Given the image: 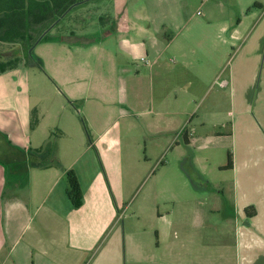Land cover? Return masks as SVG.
Returning <instances> with one entry per match:
<instances>
[{"label": "crops", "instance_id": "0c3cea01", "mask_svg": "<svg viewBox=\"0 0 264 264\" xmlns=\"http://www.w3.org/2000/svg\"><path fill=\"white\" fill-rule=\"evenodd\" d=\"M208 1L203 0L204 12H208ZM252 2L261 4L259 11H248ZM232 4L234 11L228 8L227 12H238L245 19L254 15L251 25L242 18L238 19V25H234L224 17L211 22L204 17L205 20L187 19L178 29H188V41L193 34V47L202 50H211L205 41L210 28L216 29V39L212 32L211 36L212 41H218V48L225 47L226 41H239L242 48V44L249 41L250 34V49L255 50L250 60L257 69L264 27H259L260 21L256 15L257 12L264 13V0H232ZM73 7L62 14L57 27L48 29L52 34L81 31L80 20L87 14L84 11L93 8V5L89 3L84 11L83 7L80 11ZM65 18L70 24L64 21ZM95 19L97 22L100 20L101 24L89 31L92 37L84 34L88 40H81L84 36L77 33L78 40L72 43L45 41L44 50L38 55L41 59L37 57L39 66L32 63L26 67L20 61L15 68L0 73V264H183L181 260H186L187 264H264V181L257 178L258 168H251L252 180L247 172L242 176L244 182H232L230 188L216 191L220 206L211 205L208 213L221 212V219L226 224L223 228L212 227L218 236L210 230L202 234L188 233L186 257L174 242L179 228L175 219L158 214V218H162V226L150 232H145L146 228L124 232L118 226L113 209L118 199L116 194L121 195L125 178L139 177L146 166L139 155L138 136L131 133L132 124L127 122L134 110L124 98V90L129 79L143 77L150 94L148 100H143V107L137 113L152 112L153 67L161 62L158 61L161 53L155 54L151 62L141 57L147 71L140 72L136 64L131 66L138 58L135 54L131 56L132 51L113 45L127 55L125 62H121L114 56L111 45H106L113 41L116 24L110 28L111 21L102 22L101 12H96ZM214 22L215 25L210 27V23ZM139 30L143 31V27ZM125 31L128 33V27ZM127 39L124 36L121 40L123 46L132 44L137 48L136 45L140 44L136 38ZM7 46L19 50L23 47L0 41V51L2 48L6 50ZM103 50L106 56L101 57L99 54ZM143 52L147 54L145 48ZM262 53L260 75L255 73L256 70L252 71L253 66L249 73L251 79H254V75L258 76V86L264 83V48ZM213 60L217 65L221 62L216 54ZM107 67L116 73L107 75ZM232 68H229L228 75L234 89ZM160 70L164 72L165 68ZM223 83L225 85L227 82ZM256 91L253 95L260 97V89ZM137 98L138 95L135 96ZM146 104L150 105L149 108ZM117 118L122 119L121 128L110 131ZM81 121H85L90 129V137L86 136ZM139 126L142 127V124ZM124 128L129 132L123 131ZM51 131L59 134V138L55 137L56 146L50 151H43ZM91 146H98L95 154L88 155L86 161L80 160L83 150L89 151ZM30 149L41 151L30 154ZM96 157L99 158L98 167L94 165ZM248 160L253 164V159ZM234 163L237 165L236 161ZM233 168L239 175L234 165L229 170L233 172ZM67 170H73L81 187L83 198L78 208L68 206L61 200L63 189L66 195L67 185L62 186V180ZM193 170L195 174L203 176L195 168ZM22 177L24 180L20 181ZM206 182L209 184V179ZM7 183H10L8 191ZM118 186L120 189H117ZM47 202L48 206L45 205ZM58 205L63 208L61 215L55 209ZM249 206L254 211L251 216L245 212ZM40 210L44 212L37 216L36 212ZM46 212L55 214V219H48ZM33 221L36 223L31 226ZM48 222L58 227L53 233L57 235L56 239L51 234L47 235ZM14 224H24V227L32 229L18 248L14 246L23 234L12 233ZM168 241H171L170 247L163 254L162 243Z\"/></svg>", "mask_w": 264, "mask_h": 264}, {"label": "rangeland", "instance_id": "374dc122", "mask_svg": "<svg viewBox=\"0 0 264 264\" xmlns=\"http://www.w3.org/2000/svg\"><path fill=\"white\" fill-rule=\"evenodd\" d=\"M89 3L93 5V8L89 7L84 11V7ZM254 3L252 2L249 6V12L252 9L260 10L258 6H254ZM82 7V11L89 15L85 14L80 20L82 28L77 33L84 36L81 40H88L87 35L84 34H89V31L92 32L98 27V23L101 24L100 20L97 22L95 19L96 12L98 14L101 12L102 22L111 21L110 28L116 24L117 30L113 35V41L107 42L106 45H111L113 54L119 61L125 62L127 57L120 49H128L132 51L131 56L134 54L138 56L137 61H133L131 66L134 67L136 64L135 67L143 73L147 71L144 61L151 62L155 54L161 53L158 60L161 62L156 64L160 68L153 67L155 79L152 112L137 113L143 107V100L145 98L148 100L150 94L148 87H145L144 78H132L128 83L126 82L124 98L134 110L127 122L132 124L131 133L138 136L139 155L146 162V166L139 177L124 179L125 184L120 196L114 192L118 199L113 209L118 226L124 232L142 228H146L145 232H150L160 228L163 221L162 218H158V214L167 216L171 220L175 219L179 223V228L176 230L178 234L174 242L177 246L179 245V249L183 250L186 257L189 246L188 233L202 234L210 230L215 234L212 227L223 228L226 224L221 219L223 217L221 212L208 213L211 205L219 204V195L216 194L218 189L226 190L230 188L232 182L234 184L237 181L244 182L242 176L247 172L252 180L253 169L251 168H258L257 178L264 181V83L258 86L256 85L258 76L254 75V79L249 77L252 66V71L256 70L255 73L260 75L264 39H261L259 48L261 56L256 69L255 65H251L252 60H250L252 51H255L250 49V34L249 36L247 34L249 41L242 44V48L239 41H226L225 47L218 48L220 46L218 41H212L211 36L212 32L216 39L214 31L216 29L210 28L211 31L206 32L205 41L211 50H202L193 47L195 38L193 34L188 41V29L185 31L178 29L182 23V25L186 23L187 19L193 21L197 18L204 19V17L210 22L224 17L234 25H238V19L242 18L246 20L245 22L249 21L251 25L254 15L245 19L238 12H233L232 0H209L206 6L209 8L208 12H204L203 0H88L74 10L80 11ZM228 8H232L233 11L227 12ZM198 10L199 13H197ZM256 19L260 21L259 27H264V13L257 12ZM64 21L67 22L68 19L65 18ZM67 24H70L69 21ZM214 25L215 22L210 23V27ZM71 27L74 26L71 25ZM127 27L128 33L125 31ZM140 27H143V31L139 30ZM48 31L52 34L50 30ZM77 33L59 31L55 34L65 37L68 43H72L78 40L74 37L78 35ZM89 35L92 37L91 34ZM124 36L128 38V41L132 37L136 38L140 44L136 45L137 48L132 44L123 46L121 40ZM44 42L37 39L28 49H25L28 46L27 42H23L25 46L21 51L20 61L26 67L32 64L29 60L35 57L40 58L38 55L44 50ZM67 42L64 41V43ZM143 43L145 45H142ZM113 45H117L120 49ZM143 47L147 50V54L143 52ZM5 49H1L0 58L14 56L16 48L7 46ZM214 53L221 60L218 65L213 60ZM99 56H106V52L101 51ZM141 57L144 61H141ZM162 68H165L164 72L160 70ZM229 68H232L234 73V89H232L233 81L228 75ZM111 70V67L110 70L107 67V75L116 73L115 70ZM101 73L104 72L101 71ZM157 74H160L162 81ZM223 81L227 82V85L222 84ZM160 86L163 87L162 90ZM258 88L260 97L253 95V92L257 93ZM136 95H138L137 99H135ZM115 120L118 121L113 126L110 125V131L119 130L122 126V119ZM170 121L173 123L168 126ZM136 123L137 125L134 126ZM141 124L142 127L139 126ZM81 125L86 136L90 137L91 132L86 122L81 121ZM99 130L103 129L100 127ZM123 131H126V128ZM58 135L51 131L45 144L50 143L51 147H55V137L59 138ZM96 147L98 146H91L89 151L84 149L80 160L84 161L88 155L95 154ZM52 154L56 157L54 151ZM228 154L231 155L232 165L238 169L239 175L234 168L233 172L229 170L230 168H223L227 164ZM0 157H2L1 154ZM98 159L96 157L94 163L97 167ZM248 159H253V164ZM192 167L203 176L195 174ZM7 168L10 169L9 164ZM7 177L10 178V176ZM205 177L206 179H202ZM105 178H107L106 175ZM207 179L210 181L209 184L206 182ZM19 180L23 181L24 177ZM9 181L11 182L10 179ZM7 184L8 191L10 183ZM64 184L67 185L66 177L62 180V186ZM117 189H120V186ZM61 200L64 204L71 205L64 189ZM45 205L48 206L49 202ZM55 209L60 215L63 212L60 205ZM40 212L41 210L37 211L36 215L38 216ZM46 214L48 219H55V214L48 212ZM202 214L204 216H200ZM35 223V221L31 222V226ZM23 227L24 224L13 225V234L20 232L21 235L23 234L14 248L21 246L32 231L28 226ZM57 228L54 223L48 222L47 229L51 232L47 231V235L51 234L56 239L57 235L53 233ZM215 236L218 235L215 234ZM170 244L171 241L162 243L163 254L168 251ZM181 244L184 245L180 247ZM181 263L187 264V261L181 260Z\"/></svg>", "mask_w": 264, "mask_h": 264}, {"label": "trees", "instance_id": "16d2710c", "mask_svg": "<svg viewBox=\"0 0 264 264\" xmlns=\"http://www.w3.org/2000/svg\"><path fill=\"white\" fill-rule=\"evenodd\" d=\"M86 1L88 0H0V41L16 43L21 47L25 46L23 44L25 41L28 45L25 49L30 48L40 36V41H68L59 34H50L48 29L60 22L62 14L69 7L76 8L80 3ZM254 6H261V4L254 3ZM23 47L21 50L15 49L14 56L0 59V73L17 66ZM29 61L40 65V61L36 57ZM185 141H187L186 138ZM51 145L48 143L42 150L54 149ZM40 151L41 149H30L29 153ZM227 159V164L223 166L225 169L232 167L230 154ZM65 177L67 181L66 196L71 206L78 208L81 206L83 198L80 184L73 170H67ZM245 212L247 216L254 214L250 206L245 208Z\"/></svg>", "mask_w": 264, "mask_h": 264}, {"label": "water", "instance_id": "95a60500", "mask_svg": "<svg viewBox=\"0 0 264 264\" xmlns=\"http://www.w3.org/2000/svg\"><path fill=\"white\" fill-rule=\"evenodd\" d=\"M41 37L38 38V41L40 40Z\"/></svg>", "mask_w": 264, "mask_h": 264}]
</instances>
